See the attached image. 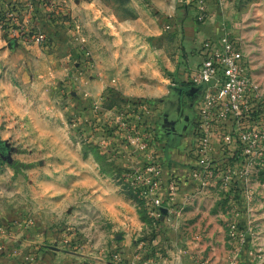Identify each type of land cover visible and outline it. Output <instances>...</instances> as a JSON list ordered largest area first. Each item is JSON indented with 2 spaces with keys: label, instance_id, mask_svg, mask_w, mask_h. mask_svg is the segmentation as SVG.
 I'll return each instance as SVG.
<instances>
[{
  "label": "rangeland",
  "instance_id": "1",
  "mask_svg": "<svg viewBox=\"0 0 264 264\" xmlns=\"http://www.w3.org/2000/svg\"><path fill=\"white\" fill-rule=\"evenodd\" d=\"M182 1L49 0L21 24L26 37L0 22V210L6 227L30 233L1 239L0 264H93L88 248L126 236L151 245L161 231L128 177L176 167L164 114L191 70ZM194 142L179 151L185 161ZM226 171L230 181L198 184L167 219L188 264L263 261L244 247L251 222L264 230V169Z\"/></svg>",
  "mask_w": 264,
  "mask_h": 264
},
{
  "label": "built area",
  "instance_id": "2",
  "mask_svg": "<svg viewBox=\"0 0 264 264\" xmlns=\"http://www.w3.org/2000/svg\"><path fill=\"white\" fill-rule=\"evenodd\" d=\"M21 1L11 0L8 10H0L5 18L3 26L14 38L26 37V33L23 32L24 25L21 24L32 21L33 10L30 6L33 5L32 0L29 3L28 0H24L25 4ZM33 1L44 6L49 0ZM206 1L194 0L201 11ZM21 5H24V8L20 11L18 6ZM197 54L198 65L187 74L188 81L184 85L203 86L200 98L193 104L194 119L191 132L195 142L192 150L193 160L185 181L188 178V181L202 185L214 179L228 182L231 180V176L229 178V175H226L229 161H238L241 177L250 171L251 166L256 164L260 167L262 159L264 161L261 149L264 146V121L260 118L259 87L247 70L242 43L238 38L225 33L217 39H206L200 45ZM227 124L231 125L228 127ZM213 131L218 133L220 148L228 157L227 160L223 159L228 162L224 163L222 160L221 165L216 164L212 157ZM234 142L239 144L241 158H235V152L229 153V146ZM128 181L138 193L147 215L157 228L164 220L179 217L182 208L174 197L182 183L178 177L171 174L164 187L161 167L159 164L151 163L143 171L129 176ZM251 223L247 234L253 238L255 231ZM237 227L235 233L238 231ZM238 235L242 240L243 235ZM134 246L137 256L145 257L142 264H157L150 244L135 241ZM244 250L249 259L261 256L254 246H246ZM103 256L113 264L123 263L119 252L107 251Z\"/></svg>",
  "mask_w": 264,
  "mask_h": 264
},
{
  "label": "crops",
  "instance_id": "3",
  "mask_svg": "<svg viewBox=\"0 0 264 264\" xmlns=\"http://www.w3.org/2000/svg\"><path fill=\"white\" fill-rule=\"evenodd\" d=\"M10 1L11 0H0V10H8ZM21 2L23 3L25 1L22 0ZM29 2H31V0H28V3ZM32 2L33 5L30 6H32L33 12H40L42 6L36 4L33 0ZM181 5L183 8L179 11L183 14L181 23L184 29L182 32L184 45L187 51H193V54L190 55L189 63L187 64L190 66L189 69L192 70L198 65L199 56L197 50L206 39H217L225 33L238 38L242 43L247 70L259 87L260 118L264 121V0H207L202 11L198 8L197 4L191 0H183ZM23 8L24 5L18 6L20 11ZM21 14H23V12ZM196 17L202 21L197 22L195 19ZM172 91L168 98L165 99L166 114L164 115L167 117L166 123L171 125L172 131L168 141V149L171 152L168 161L171 162L173 166L176 165V167H172L169 174L168 172H162L164 187L171 174L179 179L182 177L181 179L185 180L189 171L188 167L191 164L190 161H185L180 156L182 154L179 152L185 147V141L192 137V132L190 131L191 126L187 119L177 123L179 116L177 104L180 105V102L178 100V95L174 94V91ZM184 104H186V102H184ZM184 109H186L188 113L190 111L191 113L193 112V107H189L187 104ZM230 125L231 124H227L228 127ZM211 135L213 144L212 157L216 164L221 165L222 160H227L228 157L225 156L220 148L218 133L213 131ZM261 149L264 155V146ZM230 151L233 153L235 152V158L242 157L239 144L236 142L229 146V153ZM226 162L228 161L224 163ZM237 162L235 160L229 161L232 167H237ZM224 166L225 164H223V167ZM260 167H264L263 159ZM197 185V182L190 183V181L187 180L182 181L174 195L176 203L184 204L189 193L194 191ZM4 220L5 214L0 210V243L2 238L16 240L19 239L20 236H24V238L26 237L27 240H29L30 233L26 232V230H19V228H8L5 226L6 222ZM168 223H170L168 220L161 222V226L158 228L161 231L158 230L159 233L156 232L158 235H154L153 241H151V247L155 253V260L157 264H188V258L184 254L182 255L181 249L178 248L177 244L172 240L173 236L171 235ZM128 237L129 236H126L119 244L106 247L105 251L119 252L123 258V263L120 264H142L141 262L145 260V257L137 256L135 246L130 242ZM249 238L250 237H248V239ZM251 241L253 242L250 247L255 246L256 250L261 253L260 255L263 261L260 264H264V230H262L261 234L257 232L255 237L251 238ZM98 250L100 249L91 250L88 248V250H86V258L92 259V261H94L93 264H113L110 261L108 262L107 258L103 256L104 253H106L103 252L104 250L102 252ZM70 257L72 260L68 264H80V259L76 256ZM2 259L3 258L0 257V262ZM44 260L45 263L43 264H48L50 258L45 256ZM247 260H249V258H247ZM239 264H241V262ZM242 264L248 263L243 261Z\"/></svg>",
  "mask_w": 264,
  "mask_h": 264
},
{
  "label": "water",
  "instance_id": "4",
  "mask_svg": "<svg viewBox=\"0 0 264 264\" xmlns=\"http://www.w3.org/2000/svg\"><path fill=\"white\" fill-rule=\"evenodd\" d=\"M173 89L174 94L178 95V100L180 104L186 102L187 106L193 107L194 102L198 100L201 96L203 86H181L175 87Z\"/></svg>",
  "mask_w": 264,
  "mask_h": 264
},
{
  "label": "flooded vegetation",
  "instance_id": "5",
  "mask_svg": "<svg viewBox=\"0 0 264 264\" xmlns=\"http://www.w3.org/2000/svg\"><path fill=\"white\" fill-rule=\"evenodd\" d=\"M176 93V92H175ZM178 105V109H179V112H178V114H179V116H178V120H177V123H180V122H182V121H185V119H187V120H189V124H190V126H192V124H193V119H194V113L192 112L191 113V111L188 113V111L186 110V109H184V107H185V105L186 104H177ZM176 105V106H177ZM172 106V105H171ZM176 109H177V107H176ZM168 125H170V124H168ZM171 126V125H170Z\"/></svg>",
  "mask_w": 264,
  "mask_h": 264
},
{
  "label": "trees",
  "instance_id": "6",
  "mask_svg": "<svg viewBox=\"0 0 264 264\" xmlns=\"http://www.w3.org/2000/svg\"><path fill=\"white\" fill-rule=\"evenodd\" d=\"M0 22L2 23V25L5 23V18L3 16V14L0 13ZM186 85V84H184Z\"/></svg>",
  "mask_w": 264,
  "mask_h": 264
}]
</instances>
